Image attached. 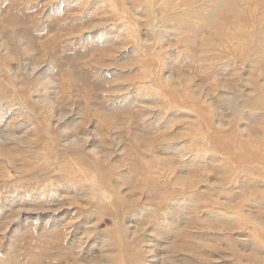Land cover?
<instances>
[{"label":"rangeland","instance_id":"rangeland-1","mask_svg":"<svg viewBox=\"0 0 264 264\" xmlns=\"http://www.w3.org/2000/svg\"><path fill=\"white\" fill-rule=\"evenodd\" d=\"M0 264H264V0H0Z\"/></svg>","mask_w":264,"mask_h":264},{"label":"bare ground","instance_id":"bare-ground-1","mask_svg":"<svg viewBox=\"0 0 264 264\" xmlns=\"http://www.w3.org/2000/svg\"><path fill=\"white\" fill-rule=\"evenodd\" d=\"M257 46V45H256ZM257 53V52H256Z\"/></svg>","mask_w":264,"mask_h":264}]
</instances>
